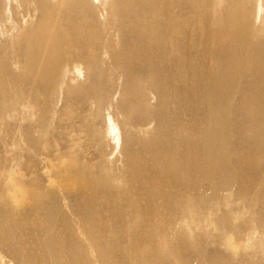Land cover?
Listing matches in <instances>:
<instances>
[{"label": "bare ground", "instance_id": "1", "mask_svg": "<svg viewBox=\"0 0 264 264\" xmlns=\"http://www.w3.org/2000/svg\"><path fill=\"white\" fill-rule=\"evenodd\" d=\"M20 1L21 3L18 2L20 4L17 3L16 8L18 14L21 13L20 10L27 12V7H30V10L32 9L36 14V22L29 21L31 25L28 26L18 16L11 23L9 22L11 19L8 20L15 30L6 25L9 29L6 31L8 34H0L2 36L10 34L4 37L5 39L1 36V42L6 39L9 41L7 44L2 43L5 47L0 48V52H4L2 54L4 62L0 67L5 68V71L2 68L0 70L2 100L12 101L11 98L18 96V89L16 90L14 82H11L15 78L10 74L12 64L9 65L13 60H11L12 50L10 48L15 47L18 50L14 49L16 58H21L25 62L26 69L32 77L37 79L38 83L49 88V82L46 80L53 79L52 84L63 93L77 95L83 93L89 98L98 95L99 108L105 107L107 101L105 95H109L112 90L120 87L121 95L117 104L114 105L117 107L120 120L117 126H121L123 132L120 153H118L121 160L120 162L113 160L118 163L113 169H106V172L102 173L103 167L99 166L98 169H92V172L88 170L86 174L89 178H86L83 174L81 175L76 163L69 164L63 156L58 158L54 155L56 162L54 165L57 166V162H60L58 168L63 169V172L53 176L57 183L51 182L52 184L39 189L34 186L36 189L31 190L36 198L32 209L41 211V213L31 212L23 219V222L16 220L18 221L16 224L8 222L5 224V230L0 222V230L5 231L4 242L6 241L7 244L18 235V239L27 237L29 241L28 247L26 246L29 251L26 255L28 264H63V262L67 264H112L117 256L116 252L120 253L122 261L128 264H133L137 258L138 261L135 264H187L177 249L175 252L171 251V246L168 245L169 239L175 244L178 243H176L177 232H164L165 228L168 229L171 226V220L178 217L177 214H187L190 225L194 228H202L205 222L201 218L198 221L190 218L196 214L193 208L197 203H204L203 206H208L209 204L205 202L216 195L226 194L227 198L232 196L236 201L245 202L249 207H256L258 202L261 206L264 205L263 4L248 7L240 0H200V8L203 11L196 13L199 7L196 9L194 6V9L191 5L196 3V0ZM2 2L4 1L0 0V20H6L10 7H8L9 4L6 6L5 2L4 4ZM183 5L186 10L177 9ZM216 8L217 11L214 13ZM175 9H177L176 12ZM5 12L6 15H4ZM23 15L24 18L25 14ZM20 29L21 31L18 32ZM13 32H17L15 36ZM68 55H72L71 58H67ZM73 58L83 68L77 66L75 62L72 65L69 64L68 62L73 61ZM164 58H169L171 62ZM162 61H166V64L168 62L172 71V75H169L171 81L167 83L169 85L159 83L155 86V101L163 105L162 101L165 100L167 104L171 98L180 96V92L181 98L175 99L188 112L198 114L199 110L195 105L204 99L205 112L209 116L206 122L195 119L192 124L193 129L183 125L172 128V125H167L172 124L170 120L172 115L169 118L170 115H164L165 113L159 112L158 107H154L152 116H149L154 121L149 122L144 117L145 121L152 125L149 134L139 136L137 135L139 133L131 126L139 122L141 124L143 118L141 115L146 116L149 113L141 106L146 98L145 93H148L143 77L146 74L158 73L163 67ZM72 68L73 72L68 74L69 83L67 85L64 80L62 82L60 79ZM118 68L120 78L115 84L114 79L113 83L110 80L111 71ZM77 69L81 70V74L75 72ZM83 72L88 76V79L86 78L88 83L84 82L86 84L80 81ZM123 75L125 76L124 85L120 86ZM58 77L59 80L54 83V79ZM33 85L36 84L33 82ZM47 88L39 90L38 93L45 102L36 105L40 113L35 126L37 132L52 126V121L48 122V118L44 115L49 117L50 114L47 115V111L53 107V104H56L55 100L58 96L50 106V98L47 97L50 89ZM108 90L110 91L107 94ZM29 93L32 94V92ZM117 93L114 91V95ZM33 96L35 94L31 97ZM109 97L108 99H111ZM46 98L49 100L46 101ZM25 100L27 101L28 97ZM25 100L24 103L27 104ZM113 100L116 101L112 99V102ZM108 104L112 108L107 105V109H113V105ZM116 107L114 106V109ZM101 112L102 110L99 112L102 115L103 112ZM94 116L89 114L88 117L81 118L84 129L90 133L97 130ZM105 121L108 122L106 124L109 127L108 132L112 143L115 144L116 140H120L119 135L114 133L119 134L118 128L114 126L110 118ZM201 122L206 124L204 128L197 125ZM133 128L138 129L139 127ZM102 130H106L107 133V128ZM38 139L40 140V136ZM24 146L27 150V146ZM69 165L71 166L67 167ZM45 170L44 168L43 172ZM44 174L48 175L46 172ZM54 178L52 180L55 181ZM238 182L242 185L239 186ZM152 184H155V187ZM23 190L25 191V188ZM63 191L73 194L71 200L76 206L78 215L75 216L76 218L74 217L75 212L72 213L70 202L57 200V195ZM130 191H133L131 196ZM193 193L198 194L197 199H192ZM75 195L79 196L80 200H77ZM29 198L32 199L31 196ZM43 198L49 200L38 203ZM230 198L227 200H231ZM210 205H212L211 202ZM95 209L98 211L96 212ZM211 212L214 213L213 210ZM261 213L264 214V211ZM7 216L12 218L8 211ZM106 216L108 217L105 218ZM219 220L221 226L230 232L238 228L243 230L251 225L241 223L239 226L232 220L228 211L227 214L220 216ZM99 223L103 227L113 225L117 228L111 227L115 230L112 234L107 231L111 234L109 239L107 232L104 236L102 235L105 238L104 244L102 240L97 244H91L89 239L95 235H91L88 231L101 235L98 231ZM188 227L190 229V226ZM85 228L88 231L84 230ZM111 228L108 230L112 231ZM35 231H39L40 235ZM154 232L156 234L159 232L155 237L160 242L159 244L157 241L159 246L151 243L152 246H147L146 250L142 251L144 249L142 238L149 234L154 236ZM127 235L130 241L134 242L130 243L132 249H139L136 251L137 255L132 252L129 245L126 249L129 257L124 253L126 247L123 246L125 243L123 238ZM18 246L19 244L5 245L6 248L0 246V264H16L15 259L17 260L18 256L20 263L17 264H23L24 252V254L11 253V259H7L5 255L9 250H18ZM229 254L230 252L226 254L225 250L224 252L210 251L202 261L207 264H231ZM119 260L118 258L117 262ZM237 264L246 263L240 261Z\"/></svg>", "mask_w": 264, "mask_h": 264}, {"label": "rangeland", "instance_id": "2", "mask_svg": "<svg viewBox=\"0 0 264 264\" xmlns=\"http://www.w3.org/2000/svg\"><path fill=\"white\" fill-rule=\"evenodd\" d=\"M3 1L5 2L6 6H8V4H9L8 7H10V8L7 7L8 8V14L7 15H6V12L4 13V15H6L7 19L6 20L5 19L0 20V22H1L0 26L2 25L0 27V32H2V33H0V34H2V35H4V33L8 34L6 31H8L9 29L6 28V25H7L8 28L11 27L10 23L13 20H15L18 16L20 17V19L24 23L26 22L25 24L28 25V26L31 25L30 24L31 20H32L33 23L36 22V14H35V12L32 9L30 10V7H27V10L29 11V13H27L28 11L26 12V10H24V11L20 10L21 13L18 14V12H17L18 10L16 8H17L18 4L21 3L20 0L19 1L18 0H3ZM240 1L246 3L248 7L256 6V5H260V4L264 5V0H246V1L245 0H240ZM4 2H2V3L4 4ZM18 2H20V3H18ZM197 2H198V4H197ZM199 2H200V0H196V3H194V4L192 3L191 4V5H193V8H194V6H196V9H197V7H199L200 11L196 10L195 11L196 13H199V12L203 11L202 8H200V3ZM185 5H183L181 8H177V9L186 10L185 9ZM262 8H264V7L262 6ZM177 9H175V12L177 11ZM216 11H217V8L215 9L214 13ZM31 13H33L34 16ZM23 14H25V17L27 16L26 20H25V17L23 18V16H24ZM31 15L33 17H35V18H33ZM9 19H11V20H9ZM8 20H9L10 23L8 22ZM3 24H5V25L3 26ZM2 29H3V31H2ZM4 29H6V30H4ZM11 29L15 30L13 28V26L11 27ZM21 29L18 32H20ZM16 33L17 32H13L12 34H14V36H15ZM19 34H17V35H19ZM2 35H0V48L5 47V45L2 44V43L7 44L9 42L7 39L5 40L7 42H5V41L1 42L2 41L1 40V36ZM9 35H7V36H9ZM7 36L5 35V36H2V37H3V39H5L4 37H7ZM15 38H17V37H15ZM10 49L12 50L10 52V54L12 55L11 56V60L13 59L12 60L13 62L11 61V63L9 64V65L12 64L11 65L12 69L10 71V74L12 76H15V78H13V80H11V82H14V84H15L14 88L16 90L18 89L17 90L18 96L14 97V98H11V99H13L12 101H9L10 99H7V100L3 101L1 96H0V109H2V110H0V222H1L2 226H4V230H5V224H7L8 222H12L13 224H16L18 222L16 220H19L20 222H23V219L27 215H30L31 212H33V213H41V211L38 212L36 209H32V206H33L34 202L36 201V198L32 195L31 190L36 189V188L37 189L42 188L43 186H45L47 184H52L51 182L57 183V180L54 177H55L56 174H59V173L63 172V169L60 166H59L60 168H58V165L60 164V162H57V166L54 165L56 163L54 155H57L58 158H61L63 156L69 162V164L76 163L78 165L79 172L81 173V175L83 174V177L89 178V176L86 174L88 170L90 172H92V169L95 170V169H98L99 166H101V167H103L102 173H104V171L106 169H108V170L109 169H113L115 166L118 165L117 162H120V160H121L119 155H118V153H120V148H121V143H122V135H123L121 126H117L119 124L120 120L118 118L117 107H116V105H114V104H117V102L119 101L118 99H119V97L121 95L120 92H119L120 91V87H117V88H115V90H112V92H110L109 95H105L106 96L105 100H107L106 104H105L106 109H105V107L99 108L98 107L99 106L98 95H95V96H92V97L89 98V96L87 94H83V93H78V95L77 94H71V93H68V94L67 93H63L60 89H59L60 91L58 89H56L55 86L52 84L53 83V79L52 80H46V81L49 82V88H47L46 85H42V84L38 83L37 79L35 77H32L31 74L29 73L28 69H26L25 62L21 58H16L17 56H16V52L14 51V49L16 51H18V50L15 47H14V49L12 47ZM2 54H4L3 51L0 52V58H1L0 66L4 62V57H2L3 56ZM71 56L72 55H68L67 58H71ZM164 59H166V61H168V62H171V60H169V58H164ZM166 61H162L163 67H162V69L159 70L158 73L157 72L154 73L155 75L154 74H146L143 77L145 82H146V90L148 91V93H145L146 98H145V101L143 103H141V106L143 108H145L144 111H149V113L146 116L139 114V115H141L143 117L141 124L139 122L137 125L131 126V128L133 130H135L137 133H139V134H137L139 136H147L149 134V131H150V128H151L150 126H152L149 122L150 121L151 122L154 121V119L150 118L149 116H152V113H153L152 111H153L154 107H158L157 109H159L160 113H165L164 115H168V116L170 115L169 118L172 115V118H170L172 124H167V125H170V126L172 125V128H174V127L177 128V127H179V125H183V126H187V127H190V128L193 129L194 127L192 126V124H193V122H195V119H197L198 121L206 122V119L209 116L208 113L205 112L204 99H201V100L199 99L200 100L199 103L197 105H195L198 108V110H199L198 114H191L190 112H188L175 99V98H177V99L181 98L182 94L180 92H179L180 96H177V97H175L173 99L171 98L172 100L170 99V101L167 103L168 105L165 104L167 102L165 100L162 101L163 105H161L162 104L161 102L155 101V90H154L155 86L157 84H159V83H163V84L169 85L167 83H169L171 81L170 80L171 76H169V75H172V71L169 68L168 62L166 64ZM73 62H75V64L77 66L82 67L80 65V63H76L78 61L76 59H74V58H73V61L68 62V63L72 65ZM164 63H165V65H164ZM1 68L5 71L4 67H0V70H1ZM82 68H80V69H82ZM80 71L77 69L75 72L81 74ZM118 71H120L119 68L118 69H114L113 71H111L112 78L110 80H111L112 83H113V79H114V83L115 82L117 83L118 79L120 78V74H119L120 72H118ZM72 72H73V68L71 70L69 69L68 72L66 73L67 76H66V74L65 75L63 74L64 76L63 75L61 76L60 81H62V82L65 81V83H67V85H68V83H69L68 82L69 81L68 74L70 75ZM84 73L85 72H83L80 81H82L83 84H86V83H88V81H87L88 76H87V73H85V74ZM158 74H159V76H158ZM84 75H86V76H84ZM117 75H119V76H117ZM78 76H80V75H78ZM24 77L27 78V79H25ZM84 78L85 79L87 78V79L84 80ZM123 78L125 79L124 75L122 76V78L120 80V86L124 85V79ZM161 78L163 79L162 81L160 80ZM115 79H116V81H115ZM58 80H59V77L54 79V83H56ZM242 81H244V80H242ZM33 82L36 85H33ZM84 82H86V83H84ZM24 87H27V88H24ZM41 87H43V88H41ZM46 88L50 89L48 94H47V97L50 98L51 102H50L49 99L46 98V101L49 100V105L50 106L54 103V99L57 96L58 97L56 98L57 100H55L56 104L55 105L53 104V107H51V109H49V111H47V115L50 114L49 117L44 115L45 117L48 118V122L52 121L51 122L52 126H50L49 129L41 130L42 132L41 131L37 132V128L35 126L37 124L38 117H39L40 113H39V109L37 108L36 105L41 104L40 102H42V103L45 102L43 99H41V96L38 95V93H39V90H44ZM32 89H34V90L32 91ZM34 91L35 92L37 91V92L35 93ZM109 91L110 90L107 91V94H108ZM114 91H115V93L118 92L117 95L116 94L114 95ZM25 92H27V93H25ZM29 92H32V94L29 93ZM53 93H54L55 96L52 95ZM26 94H29V95L27 96ZM34 94H35V96L31 97ZM170 95H171V93H170ZM26 96L28 97L27 101L25 100V99H27ZM29 96H30L31 99L29 98ZM53 96H54V98H53ZM107 96L108 97L110 96L109 98H111V99H108ZM112 96H113V98H112ZM37 99H38V101H35ZM58 99H60V100H58ZM112 99H116V101L113 100V102H112ZM24 100H25V102L27 104L24 103ZM91 101L93 103H91ZM114 101H115V103H114ZM171 102H172V104H170ZM108 103L113 105V109H110L112 107ZM1 104H3V105H1ZM30 105H31V107H30ZM57 105H59V106H57ZM107 105L110 106V108H109L110 111L107 109ZM92 106H93V108H92ZM114 106L116 107L115 109H114ZM164 106H165V108H164ZM170 109H172V110H170ZM98 110H99V112H100V110H102L103 113L102 112L101 113L106 118L102 117V115L98 112ZM144 111H141V112L144 113ZM48 112H50V113H48ZM177 112H178V116H177ZM203 112H205V113H203ZM180 113H181V115H180ZM7 114H8V116H7ZM89 114L95 115L94 116V120H95V123H96V126H97V130H95L93 133H90L86 129H84L83 121L81 120V118L88 117ZM96 116H98V118ZM114 116H115V119H114ZM188 116H190V117H188ZM199 116H200V118H199ZM51 117L54 118V119H52ZM144 117L146 119H148L149 122H146ZM179 117H181V118H179ZM196 117H198V118H196ZM58 118H60V119H58ZM68 118H70V119H68ZM73 118H74V120H73ZM108 118L111 119V121L114 123V126L117 127L118 131H119V134H117L118 132L117 133L114 132L117 136L119 135L118 138L120 139L118 141L116 140L115 144L112 143L110 134L108 132V130H109L108 128L109 127L106 125L108 122H106L105 120H108ZM15 120L17 121L18 124L16 123ZM102 121H104V122L102 123ZM72 124H74V125H72ZM104 125H106V126L103 127ZM197 125L200 126V128H204V126H206V124H203V122L198 123ZM133 127H139V128L137 129V128H133ZM31 128H32V130H31ZM106 128H107V133H106V130H104V131L102 130V129H106ZM27 130H28V132H27ZM46 130H47V132H49L48 134H47ZM99 130L102 131V132H100ZM24 135H25V137H24ZM33 135H34V137H33ZM81 135H83V136H81ZM39 136H40V140L41 141L38 139ZM42 137L44 139L46 138L47 140L46 139L45 140L42 139ZM19 141L21 143H19ZM80 142H81V144H80ZM5 145H6V147H5ZM24 145L27 146V150H26ZM89 147H90V149H89ZM34 149H36V150H34ZM85 149H86V151H85ZM83 151H84V153H83ZM61 153H63V155ZM30 154H32V155H30ZM104 157H106V158H104ZM114 159H116L117 162H114L113 161ZM19 161H20V163H19ZM32 162H34V163H32ZM79 164H81V165H79ZM70 166L71 165H69L67 167H70ZM44 168L46 169L44 172H46L48 175L44 174V172H43ZM47 168H48V170H47ZM60 175H63V174H60ZM53 178L55 179V181L52 180ZM47 180H49V181H47ZM91 182L92 181H90V183ZM113 183H114V181H113ZM238 185L240 186L242 184L238 182ZM152 186L155 187V184H152ZM20 188H21V190H20ZM24 188H25V191H27L28 193L23 190ZM14 192H16V195H14ZM20 192H21L22 195L20 194ZM130 192H129V195L131 196L133 191L131 193ZM24 194H26V195H24ZM225 195H216L213 198L208 199L205 202V203L209 204L208 206H203L204 203H197L198 205L196 204L194 206L193 209L195 210L196 214L191 216L190 218L193 219V220H197V221L200 220V218H201L205 222V224H204V226L202 228H194L192 225H190L188 223L189 222V217L187 216V214H177L178 217L175 220L174 219L171 220V222H170L171 226H169L168 229L165 228V230H164V232H169V231L173 232V233L177 232L176 233V243L178 242L177 244H175L170 239L168 240V242L170 241L168 243L169 247L171 246L170 250L175 252V249H177L179 255H182L184 257L185 261H187L186 262L187 264H207L205 261H202L204 256L207 253H209L210 251H223L224 252V250H225L226 254L230 252L229 255H230V260L232 262L231 264H237L240 261L243 262V263H246V264H251V263L252 264H256L257 262L259 264H264V260H263V258H264V222H263L264 221V214L261 213V212L264 211V205L261 206V204L258 202L257 205H256L257 208L256 207H249L245 202L236 201L232 196H229L227 198ZM28 196L29 197L31 196L32 199L29 198ZM72 196H73V194L63 191V192H61V193H59L57 195V200H61V201H64V202L68 201V202H70L72 204V202H73L71 200ZM75 196H77V195H75ZM191 196H192V199H197L198 198V194L197 193H193ZM16 198H17V200H16ZM26 198L28 199L27 201H26ZM77 198H78L77 200H80L79 196H77ZM229 198L231 200H227ZM13 199H14V201H13ZM20 199H22V200H20ZM47 199L48 198H43L38 203L47 201ZM210 202H211L212 205H210ZM28 207H29V209H28ZM71 207L70 208L72 210V213L75 212L74 213V217L78 216L77 215V210L75 209L76 206L74 204H72ZM29 210H31V211H29ZM210 210L211 211L213 210L214 213H212ZM7 211L10 213L12 218H8ZM27 211H29V212H27ZM95 211L97 212L98 210L95 209ZM207 211H208V213H207ZM227 211H228V213L230 212L232 220L236 224H238L239 226H240L241 223H248V224L250 223L251 225L250 226H246V228L243 229V230L239 229V228L236 229V230H233L231 232L226 230L225 228H223L221 226L222 224H221V221L219 220V217L222 216L223 214H227ZM244 212H245V214H244ZM249 212H251V213H249ZM208 214H211V215H208ZM240 214H241V216H239ZM15 216H17V217H15ZM158 216H160V214ZM214 216H215V218H214ZM107 217L108 216H106L105 218H107ZM182 217L185 218V219L183 220ZM182 221H185V222H182ZM210 221H211L212 224L210 223ZM217 222H218V224H215ZM174 223H176V224L174 225ZM213 225H214V227H213ZM100 226H101V224L99 223L98 224V231L101 233V235H99L96 232H90L86 228L84 229V230H87L89 233H91V235L92 234L95 235V237L91 236L90 239H89L91 244H97V242L98 241L101 242V240L103 241V244H104L105 243V238L102 237V235L104 236L107 231L112 234V232L115 231L112 228H114V229L117 228L116 226L114 227L113 225H108V226H104V227L101 226V229H100ZM187 226H190V229H189V227L187 228ZM106 227H107V229H106ZM109 227L110 228L112 227L111 228L112 231L108 230V229H110ZM170 228H172V229H170ZM175 228L178 229V230L180 229L179 232H178V230L176 231ZM142 231L146 232L145 230H142ZM184 231H185V233H184ZM35 232H37L36 234L40 235L39 231H35ZM108 232H107V236L109 235L108 236V239H109L111 234H109ZM180 232H181L182 235L179 234ZM188 232H191L190 234H192V235L188 234ZM208 232H209V234L211 233L212 235H209ZM250 232H251V234H250ZM158 233L156 234V232H154V234H153L154 236H151L149 234V235L144 236L142 238L143 239L142 245H143V248H144L142 251L146 250L147 246L148 247L152 246V244H154V243H155V246H157V247L159 246L160 242L158 240H156V238H155L158 235ZM177 234H178V236L179 235L180 236L178 237ZM97 235L99 237H101V239ZM187 235H190V236L188 237ZM254 235H256V236H254ZM4 236H5V231H3V230L1 231L0 230V244H1L0 246L1 247H3V246L5 247V245H12V244L13 245H18L19 244L18 250H16V251L9 250V252L5 253L7 259H11V255H10L11 253H13V254H19V252H20V254H24L25 253V255H24L25 257H22V259L24 261L23 264H28L29 261H28V259H27L28 257L26 255H28V252H29L28 248H27L29 241L27 240V237L26 238L25 237H20V239H18L19 238V235H18V236H16L14 238V240H12L13 242L9 241L8 244H7L6 241L4 242ZM148 236H149L150 239L148 238ZM180 237H181V239H183V241L180 239ZM252 237H253L254 240L252 239ZM127 238H128V235H127V237L124 236V238H123V242H125L127 244V246H126L125 243L123 245V246L126 247V248L124 247L125 248L124 249V253H126V255L129 257V254H127L126 249L130 247L132 252H135L136 255H137L138 253L136 251H139V249H136V248L132 249L130 243L133 244L134 242L130 241V239L129 238L127 239ZM145 238H147V239H145ZM151 238H152V240H151ZM187 238H190V239H187ZM222 238H224V240ZM212 239H213V241H212ZM157 241H158L159 244L157 243ZM234 241L237 242V243H235ZM181 242H182V244H181ZM231 242H232V244H231ZM258 242H259V244H258ZM4 243H6V244H4ZM2 244H3V246H2ZM144 244L145 245L147 244V245L145 246ZM128 245H129V247H128ZM23 248L25 250H23ZM234 248H236V249H234ZM26 249H27V251H26ZM237 250H238V252H237ZM184 251H185V253H184ZM187 253H188V255H187ZM115 255L119 256L121 254L120 253L117 254V252H116ZM117 256L116 257L113 256V258L114 257L116 258V259L114 258V260L116 262L114 261L112 264H115V263L128 264V262L127 263L123 262L120 256L119 257H117ZM16 258H17V260L15 259V262L20 263L19 262L20 261V257L18 256ZM118 258L120 260L117 262ZM258 259H260L262 261H260ZM136 261H138V258H137ZM136 261L133 264H135ZM12 262H13V260H12ZM63 264H67V263L63 262Z\"/></svg>", "mask_w": 264, "mask_h": 264}]
</instances>
